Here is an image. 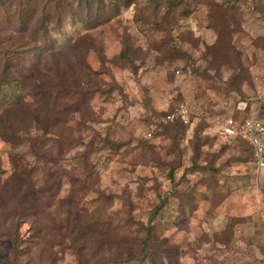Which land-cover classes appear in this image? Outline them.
Returning <instances> with one entry per match:
<instances>
[{"label": "rangeland", "instance_id": "1", "mask_svg": "<svg viewBox=\"0 0 264 264\" xmlns=\"http://www.w3.org/2000/svg\"><path fill=\"white\" fill-rule=\"evenodd\" d=\"M11 1L0 264H264V168L221 134L264 110V0ZM181 102L190 124L142 135Z\"/></svg>", "mask_w": 264, "mask_h": 264}, {"label": "built area", "instance_id": "2", "mask_svg": "<svg viewBox=\"0 0 264 264\" xmlns=\"http://www.w3.org/2000/svg\"><path fill=\"white\" fill-rule=\"evenodd\" d=\"M245 108V105L241 107ZM191 109L188 104L181 103L178 108L165 115H160L154 119L150 128L145 132V137H152L161 123L182 120L184 123H191ZM221 134L224 137L232 138L241 136L245 138L253 147L257 169L264 168V119L260 116V110L256 109L250 114L243 113L239 118L228 115L224 118Z\"/></svg>", "mask_w": 264, "mask_h": 264}, {"label": "trees", "instance_id": "3", "mask_svg": "<svg viewBox=\"0 0 264 264\" xmlns=\"http://www.w3.org/2000/svg\"><path fill=\"white\" fill-rule=\"evenodd\" d=\"M27 10H25V5L20 3V2H17V1H11V0H0V18H10V24L12 23H16L17 22L19 23V26H20V31H27L29 30V27H30V22L28 21L27 18H25V15L27 13H29V8H26ZM47 16V15H46ZM44 19H45V15L43 16ZM9 24V25H10ZM3 48H6V47H3ZM10 53H12V55H15L17 56V54L21 53V50L19 49H15V50H10V49H5L4 50V55L7 57ZM0 55H2V53L0 52ZM4 60V58H3ZM15 81V79H14ZM12 83V81L7 77V75H4L2 74L0 76V90L3 91V88L6 87L7 85H10ZM10 87V86H9ZM5 92V91H4ZM23 99V96L19 97V101ZM52 100V96L48 99L45 100V105H48L50 103V101ZM182 103V102H181ZM241 104H245V102H241ZM179 106V104H178ZM176 109L178 108L177 106L175 107ZM47 109V108H46ZM191 109V108H190ZM246 109H247V103L245 104V108L242 109L241 106H240V114L242 115L243 113H246ZM152 112L146 114L147 115V119L150 120L148 121V124H146V130L145 132L148 131V129L150 128L151 124L153 123L154 119L157 118V117H160V115H165L167 113H169L168 110H165L166 112H158L157 110H155L153 107H151ZM170 111H173V110H170ZM261 111L262 113L264 112V110L261 108ZM261 111H260V116L262 115L261 114ZM192 112V110H191ZM154 114L155 117L151 118V115ZM158 115V116H157ZM202 116V118H201ZM200 116V120L206 116L208 118V116L206 114H202ZM236 118H238L237 116H235ZM262 118L264 117V115L261 116ZM153 119V120H151ZM179 120L178 124H182L184 126H186L187 124H190V123H184L182 120L180 119H177ZM190 120L191 122L194 120L193 118V112L191 113L190 115ZM169 123H175L174 121H169ZM168 123V124H169ZM177 124V123H176ZM161 125H163V123H161ZM160 125V126H161ZM158 130V129H157ZM157 130L155 131L154 135L156 134ZM144 136V134H142ZM153 135V136H154ZM152 137H145L147 140H151ZM230 140L231 139H242V140H245L248 144L249 142L245 139V138H242L241 136H236V137H232V138H229ZM250 148H251V153H252V160H253V165L255 166V168L257 169V165H256V160H255V156H254V153H253V147L249 144ZM12 192V191H11ZM9 193V192H7ZM160 207V206H159ZM157 247H162L160 243L157 244ZM160 250V249H159ZM161 251V250H160Z\"/></svg>", "mask_w": 264, "mask_h": 264}, {"label": "crops", "instance_id": "4", "mask_svg": "<svg viewBox=\"0 0 264 264\" xmlns=\"http://www.w3.org/2000/svg\"><path fill=\"white\" fill-rule=\"evenodd\" d=\"M172 96L171 95H167L166 94V98H167V101L171 98ZM188 104V103H187ZM169 106V105H168ZM167 106V107H168ZM167 107H165V106H161V105H159V103L158 104H156V105H154V108H155V110H157V111H164V110H167Z\"/></svg>", "mask_w": 264, "mask_h": 264}]
</instances>
